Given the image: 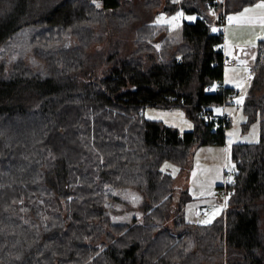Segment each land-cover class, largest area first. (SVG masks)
Returning <instances> with one entry per match:
<instances>
[{"label": "trees", "instance_id": "trees-1", "mask_svg": "<svg viewBox=\"0 0 264 264\" xmlns=\"http://www.w3.org/2000/svg\"><path fill=\"white\" fill-rule=\"evenodd\" d=\"M255 1L0 0V264H264V38L244 101L261 136L233 144L222 215L189 221V190L162 168L225 143L230 122L201 116L235 92L207 90L224 75L214 15ZM161 5L197 19L175 34L154 21ZM147 106L180 107L194 127Z\"/></svg>", "mask_w": 264, "mask_h": 264}, {"label": "rangeland", "instance_id": "rangeland-1", "mask_svg": "<svg viewBox=\"0 0 264 264\" xmlns=\"http://www.w3.org/2000/svg\"><path fill=\"white\" fill-rule=\"evenodd\" d=\"M57 0H47L45 6H41V10L46 9ZM143 0H136L141 2ZM220 2L223 0H219ZM264 3V0H256L252 5ZM163 5L156 8L158 12L155 14L154 21L168 25L173 33L179 34L182 30L184 22H194L198 14L196 12H187L179 9L173 13H167L162 10ZM225 12V11H224ZM222 12V13H224ZM182 14V15H180ZM179 16V19L173 20V17ZM233 17V15H230ZM163 18V19H161ZM194 18V19H190ZM217 25V23H216ZM18 37V38H17ZM14 40V45L25 46L28 33L18 35ZM16 42V43H15ZM17 43L21 45H17ZM133 43L131 39L127 41L125 49H131ZM27 47V46H25ZM24 47V48H25ZM254 49L250 48L248 54H234V56L241 62L240 65L235 66L232 74L237 78L236 92L228 98L224 104L213 105V113L216 115H224L226 112L230 114L229 125L226 127V141L224 144H202L193 148L191 162L186 167H181L172 161H165L162 168L170 172L175 177V185L189 190L190 199L186 204L185 213L186 218L191 222L210 221L212 222L216 217H219L226 208L224 199L225 196L219 193L220 185L230 183L237 171V165L232 156V147L234 143L247 142L256 143L261 136V122L260 119L248 120V116L244 111V101L249 90L253 72ZM14 57V56H13ZM15 60V59H14ZM255 61V60H254ZM253 64V65H252ZM251 77V78H249ZM242 99V103L237 101ZM220 109V111H217ZM143 113L145 117L151 119H159L167 124H171L181 131L192 129L194 127L193 121L186 115L185 111L180 107L162 108L156 106H147ZM231 134V135H230ZM227 149V151H225ZM232 172V177H226V171ZM131 200V206L137 208L139 204V197L137 194L129 192L124 195ZM118 207L122 206L120 203ZM200 210H205L204 216L200 215ZM126 214H121L114 217L115 219L130 220L133 213H138V209L127 210ZM138 215V214H135Z\"/></svg>", "mask_w": 264, "mask_h": 264}, {"label": "crops", "instance_id": "crops-1", "mask_svg": "<svg viewBox=\"0 0 264 264\" xmlns=\"http://www.w3.org/2000/svg\"><path fill=\"white\" fill-rule=\"evenodd\" d=\"M245 9H249L250 11L245 12ZM224 13H227L229 16L233 15V17L237 18L231 19V21L225 25V31L223 34L224 39L221 44L225 59H234L235 62L224 63L223 79L212 83L213 89L211 91H215L223 87H231L236 92V85L238 81L237 78L232 76V74H235L232 72L233 69L236 68L235 66L240 65L241 62L234 56V54H248V50L252 48L256 50L255 54L254 52L251 53L254 55V62L257 54L258 43L262 38H264V8H258L251 3L243 6L239 10L232 12L225 11ZM217 16L218 13H215L213 29L216 28ZM252 69L253 67H251V71L253 72Z\"/></svg>", "mask_w": 264, "mask_h": 264}, {"label": "built area", "instance_id": "built-area-1", "mask_svg": "<svg viewBox=\"0 0 264 264\" xmlns=\"http://www.w3.org/2000/svg\"><path fill=\"white\" fill-rule=\"evenodd\" d=\"M229 18H230V16L227 15V13H223L222 16L218 17L217 18V25H216V28H215L216 29L215 32L220 33V34L223 35L224 31H225V25L228 22L231 21ZM234 62H235L234 59H224V63H234ZM212 89H213V85L212 84L207 86V90L208 91H211ZM201 116L203 118H206V119H212V118L218 119L219 118L218 115L210 113V112H208L206 110H202L201 111ZM220 116L222 118L223 123H226L230 119V114L228 112H226L224 115H220ZM232 175L233 174H232L231 171H229V170L226 171V177L227 178L232 177ZM232 192H233V190L228 188L227 185L221 186V188L219 190V193L223 194L225 196V199H224L225 205H226L227 200L230 197ZM199 212H200L201 216H204L206 214L205 210H200Z\"/></svg>", "mask_w": 264, "mask_h": 264}, {"label": "snow or ice", "instance_id": "snow-or-ice-1", "mask_svg": "<svg viewBox=\"0 0 264 264\" xmlns=\"http://www.w3.org/2000/svg\"><path fill=\"white\" fill-rule=\"evenodd\" d=\"M97 6H99V5H97ZM256 7H258V8H264V3H262V4H258V5H256ZM245 12H247V11H250L249 9H245L244 10ZM180 15H182V14H180ZM243 15V14H242ZM161 19H163V18H161ZM176 19H179V16H177V17H173V20H176ZM190 19H194V18H190ZM230 20L231 19H237L236 17H230L229 18ZM216 29H213V31H215ZM249 78H251V77H249ZM242 99L243 98H241V100H239V101H237V103H242ZM217 111H220V109H217ZM231 135V134H230ZM225 151H227V149H225ZM210 221H202V223H209Z\"/></svg>", "mask_w": 264, "mask_h": 264}]
</instances>
